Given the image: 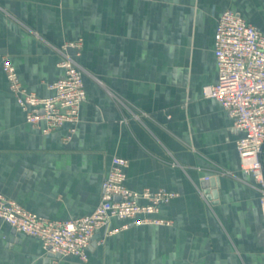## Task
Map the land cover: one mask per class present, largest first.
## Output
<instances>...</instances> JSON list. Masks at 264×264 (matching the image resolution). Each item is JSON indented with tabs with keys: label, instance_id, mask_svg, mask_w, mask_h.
Segmentation results:
<instances>
[{
	"label": "crops",
	"instance_id": "1",
	"mask_svg": "<svg viewBox=\"0 0 264 264\" xmlns=\"http://www.w3.org/2000/svg\"><path fill=\"white\" fill-rule=\"evenodd\" d=\"M226 9L264 33V0H0V192L52 220L85 216L123 156L131 189L177 193L155 215L170 224L100 229L86 261L49 257L0 218V264H264V215L241 169L240 132L203 95L218 79L214 33ZM78 40L80 120L74 133L65 124L43 134L26 121L3 60L47 96L62 75L59 48Z\"/></svg>",
	"mask_w": 264,
	"mask_h": 264
},
{
	"label": "built area",
	"instance_id": "2",
	"mask_svg": "<svg viewBox=\"0 0 264 264\" xmlns=\"http://www.w3.org/2000/svg\"><path fill=\"white\" fill-rule=\"evenodd\" d=\"M82 41L59 48L62 75L48 87L50 95L41 96L22 82L15 65L5 58L2 63L9 88L26 121L43 134L65 125L75 132L83 102L87 99L86 70L80 62ZM73 49L75 52L70 53ZM214 56L218 79L203 86V95L217 100L233 119L240 132L236 149L243 173L260 195L264 215V33L232 9L224 10L214 33ZM129 159L114 156L101 185V197L88 215L68 220H52L24 208L0 192V218L13 229L40 239L46 253L74 255L88 259L97 231L114 234L131 226L170 224L155 215L177 193L166 188L134 190L127 185ZM210 176L205 180H210ZM113 220L122 221L111 226Z\"/></svg>",
	"mask_w": 264,
	"mask_h": 264
},
{
	"label": "water",
	"instance_id": "3",
	"mask_svg": "<svg viewBox=\"0 0 264 264\" xmlns=\"http://www.w3.org/2000/svg\"><path fill=\"white\" fill-rule=\"evenodd\" d=\"M55 256H58V255H52V254H49V257H55ZM46 263H47V264L49 263V259H47Z\"/></svg>",
	"mask_w": 264,
	"mask_h": 264
}]
</instances>
